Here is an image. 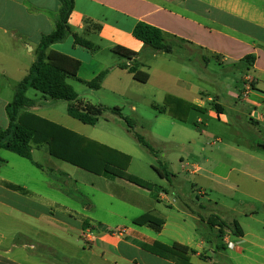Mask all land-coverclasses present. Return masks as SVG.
<instances>
[{
    "label": "rangeland",
    "instance_id": "1",
    "mask_svg": "<svg viewBox=\"0 0 264 264\" xmlns=\"http://www.w3.org/2000/svg\"><path fill=\"white\" fill-rule=\"evenodd\" d=\"M107 54L106 51V59L109 57ZM99 56L103 53L100 52ZM110 58L120 60L115 54H110ZM142 58L145 63L143 69L151 75V79L147 83L130 81L129 85L124 84L127 87L125 90H128L124 94H115L109 89L91 91L81 81L69 80L82 98L120 107L123 117L106 110L97 124H85L68 113L67 100L43 97L33 88L28 89L27 96L41 103L42 108L34 110L35 113L128 155V171L158 184L154 189L122 178L113 179L88 172L48 154L43 147L33 149V158L40 165L12 151L0 150V156L7 161L0 164V174L10 181L9 188L15 191L0 189V193L7 201L24 203L27 208H48L58 218L77 227L80 225L69 216L89 218L97 226L87 227L91 229L110 232L124 227L142 229L162 243L173 245L179 242L195 251L200 249L198 244L204 241L201 254L197 257L192 253L191 262L210 264L207 262L209 256L222 261L223 254H214L210 241L223 243L227 227H223V232L212 235V224L217 220L214 215L239 217V210L244 207L242 200L246 198L243 186L239 184L243 176L239 171L229 174V158L238 165L239 151L257 149V143H260L257 133L248 129V109L251 106L243 97V76L247 70L242 64H222L186 45L172 53L158 52L150 47ZM22 78H7L8 101L13 100L16 84ZM180 80L204 90L207 109H212L215 114H200L201 122L198 111H190L186 121H183L156 109L154 102L164 106L169 96H179ZM209 97L225 106L224 118L216 115L214 102L208 100ZM127 118L132 120L134 131L143 135L154 151L138 141ZM162 162L169 165L170 180L161 178L154 169ZM227 176H230L231 182ZM161 187L167 191V198L157 201L156 193ZM32 200L40 205L35 206ZM154 205H157L156 210H152ZM148 212L164 221L161 232L134 223L137 217ZM27 219L26 215L22 218L13 206L0 205V255L12 256L3 249L16 243L14 236L17 232L39 229L43 236L34 241L38 246L46 244L55 249L53 264H83L77 246H88V243L77 242L74 236L67 235L61 224L49 226L46 221L31 222ZM73 230L77 235L76 228ZM45 231L57 236L48 237ZM38 248L26 250L18 247L14 252L21 254L23 264H46L40 261ZM155 255L138 254L141 259L152 262L159 260ZM95 262L108 264L104 259H95Z\"/></svg>",
    "mask_w": 264,
    "mask_h": 264
},
{
    "label": "crops",
    "instance_id": "2",
    "mask_svg": "<svg viewBox=\"0 0 264 264\" xmlns=\"http://www.w3.org/2000/svg\"><path fill=\"white\" fill-rule=\"evenodd\" d=\"M60 6V0H0V128H7L9 125L7 105L11 101L7 99V78L9 76L24 78L28 74L35 61V50L42 37L54 31L56 27ZM87 18L97 22L100 27L87 25L85 21ZM140 21L160 28L168 37L175 38L190 49L202 51L208 58L213 57L222 64L228 62L234 65L242 64L247 70L243 76L245 83L243 97L251 106L248 109L250 116L248 129L257 133L260 143H257V149L240 150L238 165L229 158V174L239 171L241 177L243 176L239 184L243 186L246 198L242 200L244 207L239 210L240 216L214 215L219 217L216 219L228 224L238 221L243 234L237 235L227 227L223 248L214 240L210 241L212 252L223 254L224 260H216L209 256L207 262L210 264H264V0H75V9L69 21L71 33L64 41L51 45V49L81 61L78 77L69 78L68 81L70 79L81 81L95 92L109 89L115 94L127 93L128 90H125L127 87H124V84L129 85L130 81L138 80L129 69L119 66L121 62L126 61V58L115 52L114 47L120 45L136 52L138 60L143 64L142 70L145 71L142 56L151 46L133 35L134 28ZM76 32L93 42L95 48L90 49L76 44L74 36ZM106 51L109 53L107 59L104 58ZM100 52L103 53L101 57ZM110 54L118 55L120 60L111 59ZM247 56H253V59L245 61ZM105 70H108V73L101 87L91 88L87 82ZM150 79L151 75L148 81ZM179 90V96H174L175 98L207 109L203 98L204 90L182 80H180ZM43 97L46 96L43 95ZM80 98L91 102L90 99L81 96ZM32 100L35 104L30 108L31 111L42 108L40 102ZM208 100L214 102L216 115L224 118L225 106L215 101L213 97H209ZM154 104L159 103L154 102ZM216 104H219L220 112L215 107ZM198 113V120L203 122L200 115L202 112ZM205 113L215 114L212 109H207ZM35 148L43 147L33 149ZM34 161L39 164L36 160ZM6 162L0 156V164H6ZM227 180L231 182L230 176H227ZM8 184L10 181L0 174V189L5 192H15L9 188L11 184ZM21 188L24 190L23 187ZM166 192L164 187H161L156 193V200L167 198ZM0 194V205L13 206L22 218L24 215L28 217L27 221H46L49 226L61 224L67 235L74 236L77 242L88 243V246H77L81 251L83 264H98L95 259H104V262L108 264H177L135 244L134 240L147 243L156 241L142 229L128 228L127 235L122 237L114 235L110 230L96 229L99 233L98 238L88 242L82 237L85 220H88L92 226L96 228L97 226L86 216V218L69 216L73 222L80 225L77 227L58 218L48 208H27L24 203L7 201L3 193ZM31 203L35 206L40 205L38 201L32 200ZM156 206L154 205L152 210H156ZM217 223L211 228L212 235L214 233L217 235L221 229L219 222ZM143 227L150 226L143 225ZM73 228H76L77 235ZM163 228L164 226L161 231ZM45 233L48 237L57 236L49 231ZM42 236L43 232L39 229L17 232L14 236L16 243H13L12 247L3 249L7 255L12 254V256L0 255V264H23L21 254L14 252L18 247L26 250L41 247L38 248L40 261L53 264L52 254L55 253V249L46 244L38 246L34 241L35 238ZM229 242H232L233 247H229ZM203 243L204 241H201V244H198L197 248L200 249H196L195 256L198 257L201 254L200 250L205 247ZM142 252L155 255L159 260L152 262L141 259L138 254Z\"/></svg>",
    "mask_w": 264,
    "mask_h": 264
},
{
    "label": "trees",
    "instance_id": "3",
    "mask_svg": "<svg viewBox=\"0 0 264 264\" xmlns=\"http://www.w3.org/2000/svg\"><path fill=\"white\" fill-rule=\"evenodd\" d=\"M56 27L51 33L44 35L40 44L35 50V61L33 62L28 74L16 87L14 98L7 105L9 125L7 128H0V149H6L17 153L31 161L33 159L34 147H45L50 155L82 168L96 175L109 178H122L135 185L154 189L157 184L131 174L127 165L130 157L122 152L108 147L96 140L90 139L73 130H70L59 123L34 113L30 108L35 104L34 100L27 96L29 88L36 89L44 96L54 99H63L69 102L68 113L85 124L95 125L106 110L123 117L120 107H108L104 104H93L83 101L75 87L69 83V78H77L81 67V61L65 53L51 49L54 43L64 41L71 33L70 18L75 9V0H60ZM86 24L95 28L100 25L86 19ZM133 35L145 44L164 52H172L182 46V43L175 38L168 37L164 32L151 24L140 21L134 28ZM75 43L94 49L93 42L87 40L79 33H74ZM114 51L126 58V61L119 64L122 68H127L133 73L134 78L140 82H147L150 74L142 70V63L137 58V53L123 46H115ZM253 59L247 56L245 61ZM108 70L102 71L87 84L93 89H99L105 79ZM154 107L160 112L169 113L173 117L186 121L190 111L205 113L206 108H201L192 103L169 96L164 106L155 104ZM215 107L219 110V104ZM129 127L134 131L132 120L128 119ZM138 141L144 146L152 147L145 137L134 131ZM154 151V150H153ZM36 164V163H35ZM161 178L170 180L171 171L168 163L162 162L159 166H154ZM215 218H219L214 216ZM228 227L237 235H242L243 230L238 221L228 224L222 220H215L213 226L218 224ZM134 223L143 226L149 225L156 231H161L164 221L157 219L154 215L144 213L134 220ZM83 228L91 226L85 220ZM96 228L95 226H93ZM222 236V234H221ZM135 244L153 254L161 256L177 264H193L191 254L196 251L189 246L176 242L173 245L162 243L158 240L153 243L134 240ZM220 247H224L221 243Z\"/></svg>",
    "mask_w": 264,
    "mask_h": 264
},
{
    "label": "built area",
    "instance_id": "4",
    "mask_svg": "<svg viewBox=\"0 0 264 264\" xmlns=\"http://www.w3.org/2000/svg\"><path fill=\"white\" fill-rule=\"evenodd\" d=\"M111 232L116 236L122 237V236H125L127 234L128 229L124 227V228H119L117 230H112ZM98 234L99 233L94 228H92V229L91 228H84L82 231V237L89 242L95 241L98 238ZM228 245H229V247H233L232 242H229Z\"/></svg>",
    "mask_w": 264,
    "mask_h": 264
}]
</instances>
